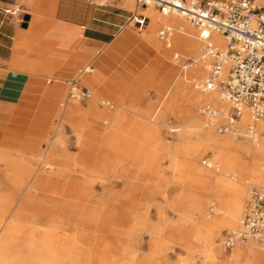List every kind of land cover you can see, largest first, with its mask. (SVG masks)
Listing matches in <instances>:
<instances>
[{"label": "rangeland", "instance_id": "rangeland-1", "mask_svg": "<svg viewBox=\"0 0 264 264\" xmlns=\"http://www.w3.org/2000/svg\"><path fill=\"white\" fill-rule=\"evenodd\" d=\"M83 1L87 2V0ZM94 1L97 4H93L92 6L96 11L106 12L110 15L127 14L128 16H131L136 8L135 0H123L124 5L132 7L133 10L131 11L120 7L119 0ZM39 2L40 0L33 4L32 0H16L13 5L7 7L12 11H17L13 16L14 21L18 23L21 18L23 19V14L29 13L27 10L38 15L39 9L41 8ZM59 2L60 0H57L55 7H53L55 9V14ZM102 2L104 4L101 5ZM62 3L66 10V18L68 19L70 12L77 9L75 0H62ZM256 5L258 11L264 13V6L259 0H256ZM151 8L153 13L159 14L157 9L153 7ZM140 13H144L143 9H140ZM130 22L131 20L126 24L125 28L117 35L113 42L105 47L98 48L100 52L99 54H94L92 61L95 66L100 65L103 79L105 78V81L108 80L114 84V86L110 88H112L111 93L115 98L118 100L125 98V100L122 105L113 104V106L109 103H102L99 99L97 100V106L99 110L111 112L122 108V111L125 114L126 125H128L132 119H143V112L151 106V113L154 112L157 116L154 120L148 121L154 126V133H156L158 140L162 142L161 146L163 147H160L156 151L159 154V158L154 161L152 166H145L141 164L142 162L140 161L135 164L132 160L123 157H121V159L119 157L116 158L121 160V163L118 165L116 172H111V174L108 175L109 180L107 184L110 188L106 195V202H102L100 199L104 192V186L99 180L95 179L93 183L91 182L88 185L89 196L76 201V204L81 202L78 205L80 208H83L81 210L86 209L101 212V215L105 220L101 229L98 228V230H95L96 225L92 223L87 224V229L92 234H99L100 237L105 235L111 242L116 241V237L111 233L112 230L119 228L126 229L134 224L137 219L139 221V224L137 225L139 235L138 246L140 248L139 257H141L139 260L141 262L143 261L142 256L148 254L151 250L149 240L153 237L152 231L154 227L161 223L162 218L158 206L160 205L164 219V222L162 220V223L165 227L161 239H164L165 236H169L170 232L173 231V227L188 228V233L190 234V240L185 244L181 242L172 243L161 240L160 244L157 246V251L160 250L162 245H166L168 248L166 254L160 256V258L165 259L164 264H192V262L194 264L206 263L205 256L201 252V249L205 246L204 240L190 244L191 228L188 224L183 225L179 221L181 214L187 209V207L199 204L195 203V197H191L188 194L190 191H194L198 185L191 186L187 183L184 188L188 195H186V199L182 203L184 205H178L179 203L175 201V196L180 192L181 188L183 189V187L178 183L164 180L165 177H172L174 175L170 168L171 159L167 155L168 151L176 153L180 163L184 165L193 163L195 167L209 168L212 171L219 172L220 176H223L226 180L232 183L233 188L230 189L232 192L230 196L231 198H233L238 191L235 187L238 185L239 187L247 185V196L244 201L243 215L248 200L252 198L253 192L261 189L259 185L253 184L252 178L253 162L257 161H254L252 154L247 151V137L244 133H239L237 131H246L245 126L239 122L236 123V125L240 126V128L236 126V129H233L234 132L231 130L229 132L219 133L215 127L218 145L210 143L211 141H209L202 133H199L197 127L198 124L196 122L198 119H203L204 121L206 119L202 114L203 104L205 102H212L218 107L219 101H216L214 97L204 98L194 94H186L189 88H194L197 92L201 93L202 90L198 86L199 80L205 79L208 75L207 70L201 69L199 65L197 66L196 62L192 67L184 69L183 63L187 58L195 60L193 59V54L183 49H176L175 51L178 50L182 54V59L179 62L174 59V51L170 52L169 55L164 51L168 59L166 57L164 58L163 53H160L154 48L148 47L142 41L143 37H145L144 30L139 29L136 22ZM183 22L187 23L194 29L196 35L195 39L199 41L197 28L184 17ZM121 36H124L125 40L118 46L119 48L116 49L114 48V44ZM157 37L160 39L159 36ZM165 45L166 44L163 42L164 48H166ZM163 59L167 60L169 64L164 63ZM89 61L90 60L87 62L89 63ZM87 62L79 65L72 75L66 76L65 80H63V78L55 79L56 81H60L59 83L62 86L61 95L57 96L58 101H56V103L46 102L45 109L46 114L48 115L46 122L41 123L36 119L28 132H22L19 135L16 134L15 136H12L9 132L11 128L7 117H5V115L0 117V148H7L12 152H24L29 160L36 162L40 161L42 158L41 154L44 151V148L49 143L55 142L59 145L57 149L59 153H64L67 156L69 155V161H71L69 163L71 167L74 166V163L80 164L82 162L91 164L103 159H108L109 154L107 151L100 149L103 136H105L107 132L104 126L102 124H98L95 127L86 126L84 128L85 132L80 141L78 139L76 128L71 124L72 122L75 123L78 118H71L69 121L65 113L61 111V104L67 100L76 102L83 111H87L94 92L99 91V89L106 86V84H104L105 81L103 86H101L100 83L91 80L89 78V74L91 73H88L87 77L81 80V83L89 87L92 92V97L83 101L70 97L69 93L72 87L71 79L76 73H78L79 68L83 67ZM64 63L65 61H63V64ZM8 66L9 65L6 61L0 59V96L2 95V91L10 86L8 84L9 79L7 78V75H9L10 72V70H7ZM9 69L15 70L16 68L10 66ZM17 75L21 77L25 74L18 73ZM49 79L52 80V78ZM53 84L55 83L52 81L49 86L52 87ZM179 84H181L182 88L181 91L177 92V86ZM105 88L107 89V87ZM49 95L52 96V94ZM111 101L114 102L113 100ZM169 104H173V108L169 107ZM35 105V109H37L36 107L39 105V102H36ZM89 119L91 121V118ZM157 119L159 124L156 123ZM194 120L197 121L195 122ZM192 124L194 127H192ZM255 124H257V122ZM258 125L259 127H256L258 134L260 137L264 136V129L260 126L261 122L260 124L258 122ZM187 130H190V133ZM190 134H192V136H189ZM229 141H233V145L228 146ZM215 155L218 156L220 160L219 163L214 159ZM204 159H208L211 162V166L203 164ZM60 161L65 164L63 157ZM235 163L236 166H234ZM225 166L228 168H225ZM238 170H240V174L238 173ZM160 171L164 173L165 177L161 176ZM105 173L107 174V172ZM77 174L81 177L83 176L79 171ZM118 175L122 176L121 179L118 178ZM84 177L85 176L82 178ZM95 177L96 176H93V179ZM130 181L135 185L134 190H129L126 187L127 183ZM208 181L210 189L202 191L199 196H197V199H200L198 202L207 203L213 198L211 188L216 183V177L211 176ZM112 191H118L120 192V195L114 197L111 194ZM46 194L50 195L52 192ZM230 197L223 196L220 200L225 201V198L230 199ZM26 207L28 209L38 208L39 203L30 202ZM194 211L196 220L200 219V210L195 209ZM208 227L211 228L213 225H208ZM227 230L230 229H224L222 231L221 238L219 239L221 244L223 243L224 235ZM95 242L96 240H93V244ZM127 243H129L128 237ZM241 244L245 246L244 242H241ZM261 246H264V243H261ZM227 251V253L230 254L232 250L227 249ZM172 255H175L177 259L174 260L171 257ZM249 255L250 252L247 251L245 258H249ZM185 257L186 261L188 259L187 263L184 262ZM179 258L181 259L178 262ZM157 259L159 258L157 257ZM222 259L223 255L218 254V264L221 263ZM89 264L100 263L93 260Z\"/></svg>", "mask_w": 264, "mask_h": 264}, {"label": "bare ground", "instance_id": "bare-ground-1", "mask_svg": "<svg viewBox=\"0 0 264 264\" xmlns=\"http://www.w3.org/2000/svg\"><path fill=\"white\" fill-rule=\"evenodd\" d=\"M259 2L264 6V0H259ZM143 11L149 17V20L141 30H144L145 38L153 46L165 51L168 55L172 51L180 53L178 50L175 51L176 49L191 52L197 66L199 65L201 69H205V64L201 59L200 40L195 39L194 29L183 22V17L176 14L164 16L159 10V14H155L151 7L144 8ZM135 21L133 19L131 23ZM164 25H171L175 30L171 46L167 47L165 45L166 48L157 37L159 36V28ZM211 35L214 42L221 49L226 48L227 38L225 36L218 32H212ZM89 68L90 65L87 64L80 75ZM181 88V84H179L177 92L181 91ZM186 94H194L204 98L214 97L216 101H219L218 108L222 113H227L229 110V105L222 99L221 93L216 90L209 92H203L202 90L200 93L194 88H189ZM92 99L96 102L100 99L102 103L117 104L106 99L101 92H94ZM61 106V111L65 113L69 121L71 118H78L75 123L71 121V124L76 128L80 141L86 126L95 127L102 124L107 131V135L110 128L119 123L123 117L122 108L113 111L111 119L101 120L89 110L83 111L76 102L67 100ZM169 107L173 108V104H169ZM143 114V119H137L142 121L144 128L153 126L148 120H154L157 115L154 112H143ZM89 118H91V121ZM263 119L264 117L258 121L259 124L261 122L262 129H264ZM238 122L245 126L246 131H237L244 133L247 137V151L252 154L254 161H257L253 162V184L259 185L261 187L259 190H264V136L260 137L256 130L259 127L258 122L255 124L256 126L254 125L253 132L249 131L251 121L248 111H244ZM156 123L159 124L158 119ZM196 123L198 124L196 125L199 133H202L211 141L210 143L216 145L218 138L215 127L206 119L205 121L198 119ZM238 127L240 128V126ZM106 135L103 137L105 138ZM189 136H192V134ZM233 143V141H229L228 146L233 145ZM58 146V143H49L44 148L40 161L36 162L29 160L24 152H12L7 148H0V264H89L93 260L100 264H136L141 258L139 257L140 248L138 246L139 235L137 230L139 221L136 219L135 223L126 229L112 230L111 233L116 237V241L111 242L105 235L100 237L99 234H92L87 229V224L90 223L96 225L95 230L101 229L105 221L101 212L81 210L83 208L78 206L81 202L76 204V201L89 196L88 185L91 182L93 183L95 179L99 180L104 186V192L102 191L103 194L100 199L102 202H106V195L110 188L107 184L108 175L117 171L121 160L116 159L110 165L108 171H105L106 165H103L102 161L97 167L93 163L82 162L80 164L74 163V166L71 167L69 155L59 153L57 151ZM167 155L171 159L170 168L174 175L166 178L161 171L160 174L165 177H163L164 180L178 183L183 187L180 194L175 197V201L179 203L178 205H181L185 201L186 195L189 194V196L195 197V203H199L187 207L181 214L179 221L183 225L188 224L191 228L190 244L204 240L205 246L201 249V252L205 256L206 263L202 264H218V254L223 255L220 264H264V246H261L262 242L250 239L244 242L245 246L241 242H237L231 248L232 251L229 254L227 248L219 240L224 229L235 230L240 226L243 218L244 201L247 196V185L235 187L238 191L231 198L232 183L220 176L219 172L212 171L209 168L195 167L193 163L184 165L180 163L178 155L173 151H168ZM62 157L65 164L60 161ZM118 157L121 159L122 156ZM214 157L219 163L218 156L215 155ZM133 163L136 164V162ZM234 166H236V163ZM225 168L228 167L225 166ZM78 171L85 177L82 178L83 176L78 175ZM238 173L240 174V170H238ZM93 176L96 177L93 179ZM211 176L216 177V183L211 188L213 198L207 203L198 202L200 199H197V196L202 191L210 189L208 180ZM121 177V175H118V178L121 179ZM187 183L191 186H198L194 191L187 194L184 188ZM126 187L129 190L135 189V185L131 181L127 183ZM50 192L52 194H46ZM111 194L115 197L120 195V192L112 191ZM223 196H229L230 199L225 198V201H221L220 198ZM30 202H38L39 207L28 209L26 206ZM158 206L162 218L161 223L156 225L152 231L151 250L148 254L142 256L143 264L165 263V259L160 258V256L166 254L167 246L162 245L160 250L157 251V246L160 244L161 236L165 231L162 223V220L164 222L162 208L160 205ZM195 209L201 212V218L198 220L195 217ZM208 225H213V227L209 228ZM127 237L129 243H127ZM93 240H96L94 244ZM247 251L250 252L249 258H245ZM184 262L187 263L188 259ZM192 264L194 263L192 262Z\"/></svg>", "mask_w": 264, "mask_h": 264}, {"label": "crops", "instance_id": "crops-1", "mask_svg": "<svg viewBox=\"0 0 264 264\" xmlns=\"http://www.w3.org/2000/svg\"><path fill=\"white\" fill-rule=\"evenodd\" d=\"M37 1L32 0L33 4ZM15 2L16 0H0V59L8 63L7 70H10L7 75L10 86L3 90L0 96V117L4 115L7 117L11 128L9 132L12 136L28 132L36 119L41 123L46 122L48 117L45 109L46 102L56 103L57 96L61 95L62 86L60 81L55 79L63 78L65 80L66 76L72 75L79 65L88 60H90L89 63L87 62L79 68L78 73L71 81L76 80L81 87L89 89L88 86L81 83V80L91 73L89 78L103 86L106 79H103L100 65L95 66L92 62L93 56L99 54L98 48L113 42L130 19L127 14L110 15L106 12H98L93 8V4L83 0H75L77 9L71 11L67 19L62 0L58 3L56 14L53 7L57 0H40L39 14L35 15L27 10L30 20L27 27H23L24 20L21 18L18 23L15 22L13 16L15 13L7 7ZM119 6L129 11L133 10L132 7L124 5L123 0H119ZM24 15L26 14H23V17ZM124 40V36L119 37L114 48H119L118 46ZM142 41L148 47L163 53V57L167 58L163 50L153 46L145 37ZM63 61H65L64 64ZM163 62L169 64L167 60L163 59ZM87 64L90 65V68L80 75ZM10 66L16 69H9ZM18 73L25 75L19 77ZM52 81L55 84L50 87L49 84ZM104 84L107 89L104 87L95 92H101L106 99L122 105L125 98L118 100L111 93L112 88L110 87H113L114 84L108 80ZM36 102H39L37 109H35ZM87 109L101 120H109L112 117L111 111L99 110L97 102L93 99ZM151 110L150 106L144 112L151 113ZM154 131L153 126L144 128L142 121L137 118L132 119L126 125L123 113L119 123L113 125L106 137H103L100 149L107 151L110 158L101 160L103 165H106L105 171L111 167L110 165L117 156L136 163L140 161L145 166H152L154 161L159 158L156 151L163 147ZM101 161L93 162V164L97 167ZM188 232V228L173 227L169 236H165L162 240L185 244L190 240ZM171 257L174 260L177 259L175 255ZM179 260L180 258L178 262ZM136 264H143V262L139 260Z\"/></svg>", "mask_w": 264, "mask_h": 264}, {"label": "built area", "instance_id": "built-area-1", "mask_svg": "<svg viewBox=\"0 0 264 264\" xmlns=\"http://www.w3.org/2000/svg\"><path fill=\"white\" fill-rule=\"evenodd\" d=\"M97 4L94 0H87ZM136 8L130 16L139 29H143L149 17L140 9L153 7L164 16L179 15L194 25L201 42V59L208 75L199 80L203 92L218 91L229 105L227 113L212 102H205L202 114L219 133L233 130L244 111H248L252 133L254 124L264 117V13L259 12L256 0H135ZM102 5V4H101ZM15 13V11H13ZM171 25L159 30V38L171 46L174 34ZM218 32L227 38L225 49L213 40L211 33ZM179 62L181 53H175ZM195 60L187 58L183 67H192ZM71 98L81 101L90 98L92 92L72 82ZM203 164L211 166L208 159ZM256 239L264 243V190L253 192L244 211L240 226L227 230L223 244L231 249L237 242Z\"/></svg>", "mask_w": 264, "mask_h": 264}, {"label": "water", "instance_id": "water-1", "mask_svg": "<svg viewBox=\"0 0 264 264\" xmlns=\"http://www.w3.org/2000/svg\"><path fill=\"white\" fill-rule=\"evenodd\" d=\"M23 20H24L23 27H27L28 21L30 20V15L29 14L24 15Z\"/></svg>", "mask_w": 264, "mask_h": 264}]
</instances>
